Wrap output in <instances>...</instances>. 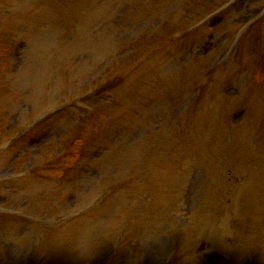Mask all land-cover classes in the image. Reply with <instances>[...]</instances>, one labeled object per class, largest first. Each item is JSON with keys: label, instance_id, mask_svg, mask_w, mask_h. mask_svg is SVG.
Returning <instances> with one entry per match:
<instances>
[{"label": "rangeland", "instance_id": "rangeland-1", "mask_svg": "<svg viewBox=\"0 0 264 264\" xmlns=\"http://www.w3.org/2000/svg\"><path fill=\"white\" fill-rule=\"evenodd\" d=\"M0 264H264V0H0Z\"/></svg>", "mask_w": 264, "mask_h": 264}]
</instances>
